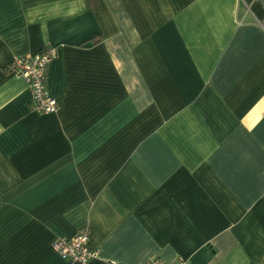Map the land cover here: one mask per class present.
I'll return each instance as SVG.
<instances>
[{
	"label": "crops",
	"instance_id": "1",
	"mask_svg": "<svg viewBox=\"0 0 264 264\" xmlns=\"http://www.w3.org/2000/svg\"><path fill=\"white\" fill-rule=\"evenodd\" d=\"M54 47L52 114L16 57ZM264 264V0H0V264Z\"/></svg>",
	"mask_w": 264,
	"mask_h": 264
},
{
	"label": "built area",
	"instance_id": "2",
	"mask_svg": "<svg viewBox=\"0 0 264 264\" xmlns=\"http://www.w3.org/2000/svg\"><path fill=\"white\" fill-rule=\"evenodd\" d=\"M54 47H45L37 54L14 58L6 67L5 72L25 80L31 92V111L37 114H52L57 110V103L47 89L46 77L48 65L56 57ZM88 230H80L73 238L55 239L52 249L64 260L71 263L87 264L98 255V251L86 248ZM115 264V263H112ZM144 264H188L182 258L173 261L154 259Z\"/></svg>",
	"mask_w": 264,
	"mask_h": 264
}]
</instances>
